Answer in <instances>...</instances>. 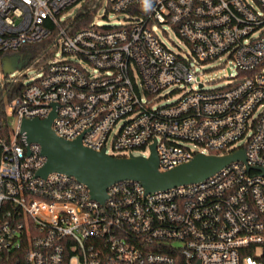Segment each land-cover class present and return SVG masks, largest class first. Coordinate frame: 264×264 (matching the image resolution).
<instances>
[{"label":"built area","instance_id":"1","mask_svg":"<svg viewBox=\"0 0 264 264\" xmlns=\"http://www.w3.org/2000/svg\"><path fill=\"white\" fill-rule=\"evenodd\" d=\"M80 1L0 0V61L47 40L73 57L12 82L22 88L6 134L0 121V264H264V0H110L123 23L70 33L61 16ZM166 25L185 49L162 41ZM223 56L238 75L206 89L202 67ZM180 84L190 89L161 105ZM53 111L57 136L111 156L148 157L155 143L161 171L199 153L246 160L165 191L120 181L101 202L71 175H38L46 158L20 125Z\"/></svg>","mask_w":264,"mask_h":264},{"label":"water","instance_id":"2","mask_svg":"<svg viewBox=\"0 0 264 264\" xmlns=\"http://www.w3.org/2000/svg\"><path fill=\"white\" fill-rule=\"evenodd\" d=\"M18 60L17 56H4L1 59L5 76L22 68L23 64ZM55 115L53 111L42 120L21 121L20 133L25 135L27 144H39L41 154L46 158L38 175L46 177L52 172L71 175L86 184L92 198L101 202L107 198V189L120 181H138L148 193L165 191L203 181L234 161L246 160L244 150L221 156L199 153L189 162L161 171L155 143L151 145L148 157L134 154L111 156L105 150L96 151L84 146L81 137L66 140L57 136L52 129Z\"/></svg>","mask_w":264,"mask_h":264},{"label":"rangeland","instance_id":"3","mask_svg":"<svg viewBox=\"0 0 264 264\" xmlns=\"http://www.w3.org/2000/svg\"><path fill=\"white\" fill-rule=\"evenodd\" d=\"M109 1L110 0H100V4L97 7L96 13L93 19L95 23L98 25H118L123 23L127 17V13H114L110 11L109 8ZM85 0L78 2L75 6L71 9L64 12L61 16L62 19H69L75 18L76 13L79 9L83 6ZM166 29L167 35L162 32V28L157 26V32L162 37V41L170 48L176 49L179 46L182 49H185V45L181 38L176 34V32L169 28L167 25L164 27ZM62 49L60 46L52 47L50 50V57L43 63L39 64H31L25 68L17 69L14 73L10 74L8 77L4 76L2 63L0 61V94L5 92V87L9 82H16L17 84L27 85L34 81V79L40 77L43 72L45 65L47 62L52 59H73L71 56H67L62 53ZM238 69L236 68V64L234 60L223 56L221 59H216L215 61H211L206 63L199 75V80L205 83L206 89H219L225 86H228L233 79L231 76L238 75ZM190 86L180 84V85H171L165 88L162 91V98H160L159 103L163 104H170L178 99H180L188 90ZM8 122L12 125L15 124L16 120L13 116H9ZM244 143V140L239 141V144ZM192 147V145H190ZM138 151H134V155H138Z\"/></svg>","mask_w":264,"mask_h":264},{"label":"trees","instance_id":"4","mask_svg":"<svg viewBox=\"0 0 264 264\" xmlns=\"http://www.w3.org/2000/svg\"><path fill=\"white\" fill-rule=\"evenodd\" d=\"M100 0H85V3L81 7V9L78 10V12L75 15V18H69L67 20H64L63 24L65 27L69 29L70 33H75L79 30L85 29L90 27L91 23L93 22L94 15L96 13L97 7L100 4ZM53 42L51 40H47L42 42L41 44H38L36 46H31L28 48V56L27 60L22 62L23 66L22 68L27 67L31 64H39L43 63L50 57V50H51V44ZM8 77V76H6ZM6 92H7V99H2L3 93L0 94V121L3 123V130L5 134L8 132V123L6 122V114H5V106L6 103H9L15 96L16 92H19L22 88V85H15L7 83L6 85ZM16 264H24L23 261H20ZM177 264H184V262L180 259L177 261Z\"/></svg>","mask_w":264,"mask_h":264},{"label":"flooded vegetation","instance_id":"5","mask_svg":"<svg viewBox=\"0 0 264 264\" xmlns=\"http://www.w3.org/2000/svg\"><path fill=\"white\" fill-rule=\"evenodd\" d=\"M18 59H19L18 61L21 63L27 60L25 57H18Z\"/></svg>","mask_w":264,"mask_h":264}]
</instances>
